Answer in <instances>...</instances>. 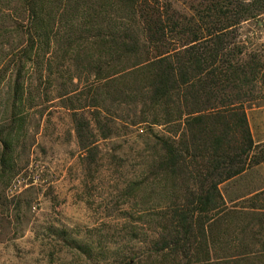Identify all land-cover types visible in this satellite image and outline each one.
I'll return each mask as SVG.
<instances>
[{
    "label": "trees",
    "instance_id": "obj_1",
    "mask_svg": "<svg viewBox=\"0 0 264 264\" xmlns=\"http://www.w3.org/2000/svg\"><path fill=\"white\" fill-rule=\"evenodd\" d=\"M250 1L206 0L189 16L166 0H0V85L9 94L0 174L23 129L29 71L52 87L66 73L70 85L83 73L93 77V121L73 113L86 154L96 149L94 130L104 131L105 98L126 104L128 126L166 129L154 137L160 154L151 166L170 185L164 213L145 230L140 257L119 254L95 264H264V201H256L264 190L240 210L246 237L238 241L237 229H227L233 209L219 189L264 166V144L254 143L246 116V105L264 98V54L246 55L234 42L237 27L264 13L262 0ZM75 247L92 256L90 247Z\"/></svg>",
    "mask_w": 264,
    "mask_h": 264
},
{
    "label": "rangeland",
    "instance_id": "obj_2",
    "mask_svg": "<svg viewBox=\"0 0 264 264\" xmlns=\"http://www.w3.org/2000/svg\"><path fill=\"white\" fill-rule=\"evenodd\" d=\"M166 1L189 16L206 2ZM234 35L235 45L246 55L264 54V13L243 22ZM70 75L66 73L53 87L44 79L37 81L33 71L25 75L30 88L26 118L22 131L13 136V152L5 155L6 172L0 174V264H95L119 254L137 258L144 247L145 230L153 228L155 215L164 213L159 208L169 198L170 185L166 187L151 166L160 154L154 137L166 136V129L148 123L128 126L126 104L105 98L100 117L104 131L94 130L96 137L89 141L95 142L96 149L86 154L78 144L73 115L93 121L96 87L86 73L70 85ZM49 77L53 79L54 74ZM8 98L0 85V127L5 123ZM246 116L254 143L264 144V98L256 97L246 105ZM1 155L0 147V159ZM219 189L233 209L227 229H237L236 240L241 241L246 237L242 234L246 222H239V213L251 206L245 201L264 190V166L248 169ZM261 200L264 196L257 204ZM236 240L232 245L240 246ZM223 241L220 246H227ZM77 243L90 247L92 256L82 255ZM245 244L259 249L251 242Z\"/></svg>",
    "mask_w": 264,
    "mask_h": 264
}]
</instances>
